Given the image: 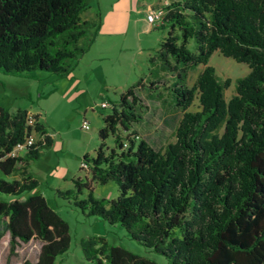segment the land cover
Returning <instances> with one entry per match:
<instances>
[{
	"label": "trees",
	"instance_id": "trees-1",
	"mask_svg": "<svg viewBox=\"0 0 264 264\" xmlns=\"http://www.w3.org/2000/svg\"><path fill=\"white\" fill-rule=\"evenodd\" d=\"M86 1L0 0V71L67 75L91 40L79 43L89 27L79 18ZM160 8L156 25L165 36L155 59L168 72L203 65L191 87L174 82L169 88L182 109L174 141L159 152L133 132L138 79L109 103L93 154L81 156L89 177L72 178L73 189L55 193L72 196L86 215L122 227L166 264H264V0H171ZM214 51L248 68L227 100L222 89L229 79L220 83L207 64ZM194 92L200 109L184 111ZM31 130L38 136L34 144L10 155ZM49 143L38 114L0 106V194L9 196L0 198V237L8 233L9 251L18 242H40L36 260L22 264H53L69 243L66 222L32 192L37 182L26 170ZM12 174L17 177L3 178ZM109 180L115 197L91 195L93 184ZM82 189L86 197L76 199ZM98 241L80 242L90 264H157Z\"/></svg>",
	"mask_w": 264,
	"mask_h": 264
},
{
	"label": "rangeland",
	"instance_id": "rangeland-1",
	"mask_svg": "<svg viewBox=\"0 0 264 264\" xmlns=\"http://www.w3.org/2000/svg\"><path fill=\"white\" fill-rule=\"evenodd\" d=\"M109 0H87V8L79 14L80 20H87L89 27L79 43H86L98 22L100 14ZM127 1V0H126ZM132 2L134 0H131ZM161 39V38H159ZM151 47L156 42L149 40ZM193 41L190 39L187 47L193 50ZM152 48V49H153ZM151 49V53L153 50ZM149 53V52H148ZM130 58L133 54H128ZM146 54L136 55L134 63L129 64L125 58L112 62L114 68L108 71L105 78L95 77L89 84L87 91L76 100L68 89L58 87L53 93H48L51 87L49 78L40 77L43 71H32L30 76L6 74L0 71V105L14 110L16 107L26 109L30 114H38L39 121L43 124L51 137V144L39 149V156L29 162L27 170L37 182L32 192L41 193L47 205L56 212L67 224L69 243L67 249L54 258L53 264H90L83 256L80 242L87 238L96 241L99 238L108 245H118L128 251L155 261L157 264H166L165 258L154 251L141 245L130 238L126 231L117 224H109L96 216L86 215L72 204L73 197L60 195L55 190L63 192L73 189L70 180L63 176L74 175L77 171L81 179L84 178V170L77 169L81 155L91 152L97 145V137L93 130L102 123L101 117L109 111L108 108H100L99 102L108 99L115 101L114 90L116 84L123 80L130 81L134 75L140 74L141 85L135 89L138 98L135 104V112L138 115L137 122L132 123L133 132L137 138L144 139L154 150L162 152L167 143L174 141V130L182 114V109L176 107L170 86L180 83L186 88L192 86L197 73L203 65L199 64L192 70L179 71L180 77H175L177 71L168 72L158 65L151 69L146 60ZM88 55L81 60L77 67V74L82 76ZM77 61V60H76ZM207 64L214 69L217 80L222 83L229 79V83L222 89V96L227 100L234 94V83L239 77L245 75L248 68L245 63L235 62L229 57L222 56L214 51L210 54ZM134 79V78H133ZM153 82V85H149ZM134 83V82H133ZM106 85H111L109 88ZM106 86L107 90H101ZM110 89V90H109ZM86 110L84 119L86 129H82L83 110ZM200 109L197 94L184 111L195 112ZM127 134L120 131V135ZM34 141L38 136L32 132ZM107 146H112V138L109 135L105 139ZM95 145V146H94ZM82 153V154H79ZM63 175V176H62ZM17 177L12 174L5 179ZM86 189L76 194V199L86 197ZM117 194L116 184L109 180L104 184L92 185L91 195L95 198H113ZM24 196L21 195L20 198ZM0 194V198H8ZM40 242L30 239L27 242H18L12 251H9L8 233L3 232L0 237V264H22L23 261L36 260Z\"/></svg>",
	"mask_w": 264,
	"mask_h": 264
},
{
	"label": "crops",
	"instance_id": "crops-1",
	"mask_svg": "<svg viewBox=\"0 0 264 264\" xmlns=\"http://www.w3.org/2000/svg\"><path fill=\"white\" fill-rule=\"evenodd\" d=\"M169 1L171 0H134L133 2L131 0H109L105 5V9H103L102 13L100 14L98 22L91 34V40L86 51H84L78 57L77 61L72 66L68 74L64 77H56L54 74L50 73L39 74L42 75L40 77L49 78L51 87L48 90V93H53L58 87H60L62 89L61 91H63L64 89H68L72 93V96L76 100H78V98H80V96H83V94L87 91L89 84L92 83V80L95 77H99L103 80V78H105L106 76L105 74L115 67L112 64V62H114V59L118 61L120 58H125L126 62H128L129 64H133L136 55L146 54L145 58L147 62H149L151 69L160 65L158 60L155 59L154 54L158 47L159 41L165 36V29H160L156 24L147 22L145 20V14L150 9L160 8L162 5L167 4ZM151 39L153 40V42H156L154 48L151 47V44L148 43ZM151 49L153 50V53L150 52ZM128 54H133V57L130 58ZM85 55H88V59L84 64L86 68L83 69V73L81 76L80 74H77L76 70L79 64V60L83 59ZM149 57L153 58L152 61L148 60ZM18 75L30 76V74L28 73H22ZM135 78H140V74L138 73L137 75H134L130 81L123 80L122 82L116 84V86L111 89L114 90L112 91L114 94L113 96L117 97L119 93L132 85L136 80ZM106 86L109 88L111 85ZM106 86H102L101 90L104 89L108 91V88H106ZM103 101H106L108 103L111 102L105 98L100 102ZM3 108L12 110L8 107ZM26 112L29 113L27 110ZM85 113L86 110L84 109L82 113V119H84ZM101 124L102 123H100V125H97L93 130L95 137H97L96 131L101 126ZM45 134H47L50 138V143L48 144L50 145L51 137L46 129ZM94 148L95 147L92 148L91 152L85 153H87L88 155H92ZM30 161L31 160L28 161L26 170ZM77 169L80 170L79 163ZM83 172L84 176L88 178L89 175L87 171L84 170ZM76 177L81 179L79 177L78 171L74 175L63 176V178H67L70 181L72 178Z\"/></svg>",
	"mask_w": 264,
	"mask_h": 264
},
{
	"label": "built area",
	"instance_id": "built-area-1",
	"mask_svg": "<svg viewBox=\"0 0 264 264\" xmlns=\"http://www.w3.org/2000/svg\"><path fill=\"white\" fill-rule=\"evenodd\" d=\"M162 13H163V10L161 8L150 9L145 14V20L147 22H149V23H152V24H158L160 22ZM99 106L101 108H107L109 106V103L106 102V101H103V102L99 103ZM26 122H27V124L31 125L32 119L29 117ZM80 127L82 129H86L87 128V124L85 123L84 119H82ZM32 132L33 131L31 130L30 134L24 139L23 142L16 143L13 146L12 150L10 151V155H14V154H16L18 152H21V151L24 150V148L26 146H31V145L34 144L35 141L31 137ZM79 168L86 169L87 168V163L85 161L80 160L79 161Z\"/></svg>",
	"mask_w": 264,
	"mask_h": 264
}]
</instances>
